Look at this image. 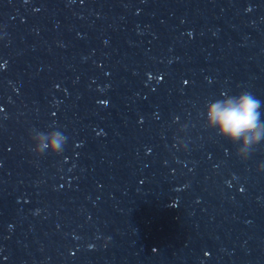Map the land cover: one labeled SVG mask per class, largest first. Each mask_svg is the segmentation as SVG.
Masks as SVG:
<instances>
[{"label":"water","instance_id":"1","mask_svg":"<svg viewBox=\"0 0 264 264\" xmlns=\"http://www.w3.org/2000/svg\"><path fill=\"white\" fill-rule=\"evenodd\" d=\"M242 91L264 0H0V264H264V143L199 116Z\"/></svg>","mask_w":264,"mask_h":264},{"label":"clouds","instance_id":"2","mask_svg":"<svg viewBox=\"0 0 264 264\" xmlns=\"http://www.w3.org/2000/svg\"><path fill=\"white\" fill-rule=\"evenodd\" d=\"M264 101L259 100L251 92L242 91L231 95L221 93V98L206 101L199 112L202 126L214 130L216 135L236 145L235 156L241 161L249 159L257 146L264 143ZM174 123L176 122L174 118ZM52 130H30L29 140L31 152L40 156L44 153L59 155L67 142L66 135L54 124ZM187 125L181 124L178 132H183ZM175 147L183 150V141L178 138ZM256 171H264V163H258Z\"/></svg>","mask_w":264,"mask_h":264}]
</instances>
